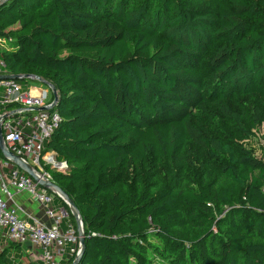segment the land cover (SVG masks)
I'll list each match as a JSON object with an SVG mask.
<instances>
[{
    "label": "trees",
    "instance_id": "trees-1",
    "mask_svg": "<svg viewBox=\"0 0 264 264\" xmlns=\"http://www.w3.org/2000/svg\"><path fill=\"white\" fill-rule=\"evenodd\" d=\"M0 57L10 76L58 93L60 123L45 151L66 164L48 172L84 222L79 264H264V161L196 122H212L214 102L240 129L243 111L228 98L264 101V0H11L0 6ZM252 114L262 122V111ZM191 145L216 164L213 180ZM182 154L164 185L109 178ZM11 246L0 264L14 263Z\"/></svg>",
    "mask_w": 264,
    "mask_h": 264
},
{
    "label": "built area",
    "instance_id": "built-area-1",
    "mask_svg": "<svg viewBox=\"0 0 264 264\" xmlns=\"http://www.w3.org/2000/svg\"><path fill=\"white\" fill-rule=\"evenodd\" d=\"M5 1L0 0V3ZM0 76H10L1 57ZM42 85L32 76L24 85L16 80H0V127L7 150L33 167L41 179L53 182L48 169L65 172L67 166L57 161L54 152L45 151L58 128L60 116L52 88ZM1 155L0 152V239L12 244H28L39 250L43 264H62L68 261V256H78L79 237L67 220L66 209L56 207V195L41 188ZM21 194H27L40 204L49 225L38 218L28 223L11 209L10 203ZM65 223L66 228H63ZM75 244L77 249H70Z\"/></svg>",
    "mask_w": 264,
    "mask_h": 264
},
{
    "label": "rangeland",
    "instance_id": "rangeland-1",
    "mask_svg": "<svg viewBox=\"0 0 264 264\" xmlns=\"http://www.w3.org/2000/svg\"><path fill=\"white\" fill-rule=\"evenodd\" d=\"M199 10L210 11L213 9V4L211 3H198L194 6ZM70 52L64 51L61 53V57L67 56ZM40 86H43L40 84ZM228 98V96H227ZM230 100V106L233 110L241 112L243 111V122L240 129L233 128L230 123L225 122L217 110V106L213 103L209 105V113L212 118V122H209L204 117H196V122L198 126H203L206 136H223V133L232 136L238 145L248 150L254 157L264 161V101H261L255 97H240L234 96L228 98ZM257 108L259 111L263 112V120L261 123H256L255 118L252 114V109ZM127 141L120 142L121 144ZM191 152L192 162L196 168L201 167V165H208L210 180H213L217 175L216 164L208 162L209 159L204 152L191 145L188 148ZM186 160L185 154L172 159L167 160H157L153 157H148L140 165H134L130 163L125 170H114L110 173V179H119L128 183L130 186L142 185L144 187L152 188L155 187L157 183L160 185L167 184L172 178L173 172H179L180 167L184 164ZM203 163V164H202ZM199 171V169H197ZM69 221V217L67 219ZM15 244L11 246L10 250V261L13 264H25V256L23 252L21 255L16 256L15 254L18 249H14ZM20 250V249H19ZM25 251L26 248L23 247ZM21 250V251H23ZM15 257V259H14Z\"/></svg>",
    "mask_w": 264,
    "mask_h": 264
},
{
    "label": "water",
    "instance_id": "water-1",
    "mask_svg": "<svg viewBox=\"0 0 264 264\" xmlns=\"http://www.w3.org/2000/svg\"><path fill=\"white\" fill-rule=\"evenodd\" d=\"M11 1L7 0L3 3H0V6L3 5L4 3ZM31 76L29 75H24V76H0V80H16L20 82H24L27 79H29ZM40 84H44L47 86H50L54 92L55 95V104L59 103V97L57 95V91L53 85H51L48 82H45L41 79H38ZM0 152L2 156L12 162L17 168H19L22 172L26 173L28 176H30L41 188L46 190L47 192L54 193L56 197L60 198L69 208L72 216L74 217L76 224H77V230H78V235H79V242L81 245L80 253L78 256H76L75 260L73 261L72 264H79L81 261V258L83 256V253L85 251V229H84V222L81 217V213L78 210L77 206L75 205L74 201L71 199V197L62 189L60 188L56 183L51 182V181H45L41 179V176H38L37 171L26 164L20 157L13 155L10 153L5 144H4V138H3V133L0 127Z\"/></svg>",
    "mask_w": 264,
    "mask_h": 264
},
{
    "label": "crops",
    "instance_id": "crops-1",
    "mask_svg": "<svg viewBox=\"0 0 264 264\" xmlns=\"http://www.w3.org/2000/svg\"><path fill=\"white\" fill-rule=\"evenodd\" d=\"M10 207L23 220L27 221L28 223H33V219L38 218L43 223H46L47 225L50 224V221L46 219L43 208L40 206V204L37 203L35 199L31 198L27 194H21L16 196L14 198V201L10 203ZM56 207L57 208L60 207V204L58 202H56ZM7 246H8V241L6 239H0V248L4 249ZM23 247L26 248L25 251L23 250ZM14 249H18V251L15 254V257L16 256L19 257V255H21L23 252V256H25L24 259V261L26 262L25 264H43L41 259V252L37 249L32 248L30 245L15 244ZM10 251L12 250H9L8 255L11 257Z\"/></svg>",
    "mask_w": 264,
    "mask_h": 264
}]
</instances>
